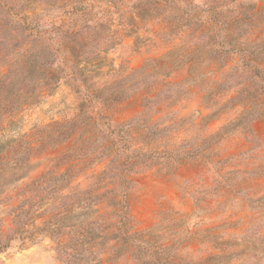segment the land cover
Here are the masks:
<instances>
[{"label": "rangeland", "instance_id": "1", "mask_svg": "<svg viewBox=\"0 0 264 264\" xmlns=\"http://www.w3.org/2000/svg\"><path fill=\"white\" fill-rule=\"evenodd\" d=\"M23 16L40 25L38 36L14 23ZM248 45L264 50V0H0V94L9 101L0 113V264L108 257L123 220L120 197L101 195L122 189L107 174V128L82 121L92 109L84 95L134 91L103 113L119 125L165 85L169 100L154 109L168 114L163 123L192 115L220 133L211 144L234 133L174 173H132V228L153 230L185 262L207 264L231 241L230 264H264V56L226 50ZM187 128L154 147L189 139Z\"/></svg>", "mask_w": 264, "mask_h": 264}, {"label": "trees", "instance_id": "2", "mask_svg": "<svg viewBox=\"0 0 264 264\" xmlns=\"http://www.w3.org/2000/svg\"><path fill=\"white\" fill-rule=\"evenodd\" d=\"M166 3L169 2L166 1ZM172 3L175 4L173 1ZM185 4L190 7L193 6L192 8L195 9L197 7L196 12L199 10L204 12L208 11L204 7H199L191 2H185ZM175 5L176 7H179L177 4ZM209 14V20L218 22L211 12ZM15 16L16 15L13 17ZM14 23L16 25H20L21 27L24 26V29H30L31 31L35 30L34 32L36 36L40 34V25L28 22L27 16H23L20 20H17ZM53 26L55 27L53 28L58 31L62 30L61 26ZM226 50H228V53L232 56L238 55L244 57L243 54L247 53L251 55L264 56V50H259L256 45H248V47L245 48L231 47ZM174 69L175 68L170 69V71H168V73L163 77H168ZM66 76L69 78L66 79L67 82L77 83L73 74L67 73ZM77 89H79V87H77ZM164 91L157 93L155 96L148 94V96L145 97L144 111L130 121L119 125L113 123L112 119L103 113L109 109L110 103L118 102L125 98L127 99L132 95V93H134V91H131L128 95H121L120 98L118 96H114V94L107 96H98L94 94L84 95L83 101L86 102L88 107L92 109L90 111L88 110L86 119L82 121L83 123L88 122L91 125L102 123V125L107 128L106 133L100 136L105 144H107L106 147L104 145V150L108 151L110 154V169L107 171V174H109L110 179L112 180L110 185L119 184L122 189L120 196H118L116 188H113L106 191L101 195V197L107 195L109 196V200L120 197V201H118V208L121 210L123 224L116 228L120 237L109 239V253H107L108 257L106 259L100 257V259L97 260V256L76 254V250L74 253L76 255L73 257L75 258L74 263L72 262L73 264H123L121 258H124L123 261H126L130 255L132 257V264H193L191 261L185 262L181 260L177 254L173 252V250H175L174 244L167 243L165 239L162 240V243H157V235L153 232V230L144 232L135 231L132 228L127 202L128 189L131 182L130 175L132 173L137 174L152 171L154 169H158L159 167L164 171H171L174 173L183 163L201 156L205 150L210 149L217 143H220L223 139L232 135L234 131H228L226 129L223 130L225 133L218 141L211 144L209 141L213 140L214 137L219 136L220 133H209V126H207L205 131H202L200 128L201 126L197 123V118H193L192 115H173L167 122L163 123L168 114L162 116L160 115V111L155 112L154 109H158L163 102L169 100L168 95L172 91L171 87L169 85H165ZM160 94L164 95L163 98H161ZM8 102V97L0 94V113L5 111V107L8 105ZM221 109L223 108L219 107V110ZM94 112L100 113L99 116H95L93 114ZM212 113L214 114V111ZM252 120L253 118L249 120L250 123ZM185 127L190 128H187V131H190L191 134L189 135V139H184L181 143L174 144L172 147L169 143H165L162 148L154 147V144L162 138L175 134L179 130H183ZM227 128H230V126ZM66 134L67 135L64 136V141L71 138L74 133H69L68 131ZM138 146H142V148L137 149ZM230 158L232 159L233 157ZM114 165L119 168V172L113 173L111 171L112 167L114 169ZM105 172L106 171H104V173ZM116 177H118V181H115ZM246 200L251 206L252 202L257 199L250 198ZM79 240L80 239L77 241ZM166 240H168V238ZM74 244L76 247L80 246L81 249L85 246L84 243L80 244L76 242ZM222 245L225 247L226 251L219 256H213L208 259L209 261L207 264H230L229 261L233 259L231 257L232 254L229 252L233 244L231 241H225ZM80 252L82 253V251ZM71 257L72 255H70V257H66L67 264H72L69 263ZM198 263L204 264L206 261L202 260Z\"/></svg>", "mask_w": 264, "mask_h": 264}, {"label": "bare ground", "instance_id": "3", "mask_svg": "<svg viewBox=\"0 0 264 264\" xmlns=\"http://www.w3.org/2000/svg\"><path fill=\"white\" fill-rule=\"evenodd\" d=\"M44 160L41 161L40 164H35L34 167H33V170L31 172V174H34L36 173L37 171H39V169L42 167V165L44 164Z\"/></svg>", "mask_w": 264, "mask_h": 264}]
</instances>
